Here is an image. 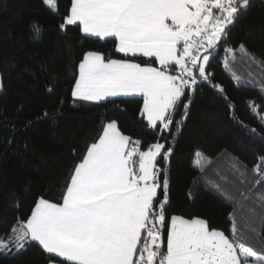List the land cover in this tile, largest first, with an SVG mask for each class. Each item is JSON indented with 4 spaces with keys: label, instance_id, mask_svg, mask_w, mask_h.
Listing matches in <instances>:
<instances>
[{
    "label": "snow or ice",
    "instance_id": "6c2138e0",
    "mask_svg": "<svg viewBox=\"0 0 264 264\" xmlns=\"http://www.w3.org/2000/svg\"><path fill=\"white\" fill-rule=\"evenodd\" d=\"M43 3L58 14L59 0ZM249 3L71 0L60 24L62 31L76 26L86 38H113L116 52L142 58L137 63L106 59L100 51L85 52L71 92L74 101L100 103L111 97L140 96L143 107L139 115L164 139L178 105L187 117L192 103L187 92L202 84L224 92L222 86L212 84L210 58L222 42L227 43L229 25ZM32 29L38 36L41 27L33 23ZM225 52L223 64L228 68V57L235 59L236 50L229 47ZM239 52L262 63L243 44ZM47 90L53 91L52 87ZM248 105L264 121L261 106L255 101ZM141 145V140L122 132L116 120L107 122L74 166L60 201L38 196L30 215L25 220L17 218L10 234L0 238V251L19 252L35 242L48 255L49 264H56L57 258H62L60 264H264V217L257 230L248 223L241 225L234 212L229 214V235L205 218L168 217L169 181L160 165L173 150L159 140L145 150ZM195 157L196 166L203 171V154L197 151ZM258 161L252 169L256 178L248 189L252 195L240 192L244 201L253 205L249 210L254 215H258L256 208L264 210V156ZM232 171L241 184L246 183L247 166L238 158H234ZM213 186L230 205L240 203L219 184ZM246 232L260 239V250L246 242Z\"/></svg>",
    "mask_w": 264,
    "mask_h": 264
},
{
    "label": "trees",
    "instance_id": "16d2710c",
    "mask_svg": "<svg viewBox=\"0 0 264 264\" xmlns=\"http://www.w3.org/2000/svg\"><path fill=\"white\" fill-rule=\"evenodd\" d=\"M70 3L59 0L57 14L43 0H0V238L10 234L17 218L25 220L30 215L38 196L60 201L74 166L111 120L126 135L141 140L142 150L157 140L172 148V156L160 165L169 181L168 217L205 218L229 235V214L234 212L241 225L248 223L259 230L264 210L256 208L258 215H254L249 210L253 205L240 192L252 195L248 192L256 178L252 169L258 157L264 156V121L248 105L255 101L264 115V0H250L229 25L227 43L222 42L210 58L212 84L222 86L224 92L204 84L187 92L192 100L187 117L178 105L164 139L139 115L140 96L112 97L100 103L74 101L71 92L85 52L100 51L106 59L137 63L142 58L116 52L113 38H86L76 26L62 31L60 24ZM33 23L41 27L38 36ZM240 44L262 63L240 53ZM229 47L236 54L235 59L228 57L230 65L225 68ZM197 151L203 154V171L195 164ZM234 158L247 166L244 184L233 174ZM202 173L210 184L218 182L240 203L232 206L214 186L199 183ZM245 239L261 249L254 233L246 232ZM0 264H49V258L33 242L19 252L0 251Z\"/></svg>",
    "mask_w": 264,
    "mask_h": 264
},
{
    "label": "rangeland",
    "instance_id": "374dc122",
    "mask_svg": "<svg viewBox=\"0 0 264 264\" xmlns=\"http://www.w3.org/2000/svg\"><path fill=\"white\" fill-rule=\"evenodd\" d=\"M1 80V79H0ZM1 92V91H0ZM199 183L205 184L206 186H213V184H210L209 181L206 179V174L202 173L198 180ZM198 183V184H199ZM215 184H218V182H215ZM213 188V187H212ZM215 189V188H214Z\"/></svg>",
    "mask_w": 264,
    "mask_h": 264
},
{
    "label": "crops",
    "instance_id": "0c3cea01",
    "mask_svg": "<svg viewBox=\"0 0 264 264\" xmlns=\"http://www.w3.org/2000/svg\"><path fill=\"white\" fill-rule=\"evenodd\" d=\"M134 62V61H133ZM112 98V97H111ZM62 259V258H61ZM56 264H60V263H56Z\"/></svg>",
    "mask_w": 264,
    "mask_h": 264
}]
</instances>
